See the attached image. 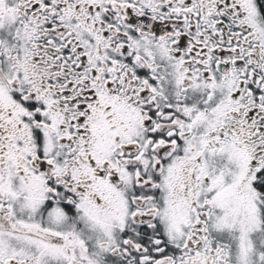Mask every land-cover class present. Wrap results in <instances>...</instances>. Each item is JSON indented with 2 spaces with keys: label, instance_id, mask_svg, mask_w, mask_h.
I'll return each instance as SVG.
<instances>
[{
  "label": "snow or ice",
  "instance_id": "snow-or-ice-1",
  "mask_svg": "<svg viewBox=\"0 0 264 264\" xmlns=\"http://www.w3.org/2000/svg\"><path fill=\"white\" fill-rule=\"evenodd\" d=\"M0 264H264V0H0Z\"/></svg>",
  "mask_w": 264,
  "mask_h": 264
}]
</instances>
